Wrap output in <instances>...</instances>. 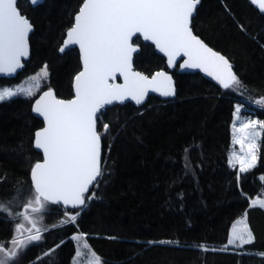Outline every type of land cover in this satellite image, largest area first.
Returning <instances> with one entry per match:
<instances>
[{"label":"trees","instance_id":"1","mask_svg":"<svg viewBox=\"0 0 264 264\" xmlns=\"http://www.w3.org/2000/svg\"><path fill=\"white\" fill-rule=\"evenodd\" d=\"M82 1L18 0L34 27L30 57L16 77H0V83L20 81L46 65L41 89L71 97L79 52L59 47ZM192 28L234 63L240 83L221 88L198 72L174 70V97L150 95L142 105L103 108L96 123L104 167L84 195L86 205L71 209L75 221L62 217L60 205L43 197L46 206L35 202L30 170L42 158L33 147L34 130L42 125L31 110L35 95L0 101V249L24 233L23 218L41 237L19 248L9 264H73L77 232L102 264H264V208L249 204L255 196L264 199V132L254 167L239 172L228 162L235 102L264 120V13L248 0H200ZM134 42L140 44L137 69L150 74L166 66L152 44L140 37ZM34 204L45 208L38 219L25 214ZM242 214L252 242L223 246Z\"/></svg>","mask_w":264,"mask_h":264},{"label":"snow or ice","instance_id":"2","mask_svg":"<svg viewBox=\"0 0 264 264\" xmlns=\"http://www.w3.org/2000/svg\"><path fill=\"white\" fill-rule=\"evenodd\" d=\"M16 2L0 0V73L15 72L22 66L20 58L28 55L27 37L32 25L20 15ZM32 3H37V0H32ZM198 3L199 0H84L65 40V46L79 44L84 62V71L76 77V98L67 102L53 99L51 103H42V97L33 109L44 117L47 125L36 132V147L44 153V162L37 163L32 169L37 204H40V197L52 203L85 204L84 193L88 191V186L102 175L100 134L96 130V120L98 111L105 104L123 100L125 96H131L140 103L149 85L163 96L174 95L171 77L166 74L157 73L148 80L139 73L131 72L132 54L137 49L129 41L135 33L143 34L144 39L153 41L161 52L166 53L170 66L176 55L183 52L189 59L181 67L203 68L224 88L240 83L228 61L192 34L190 18ZM252 3L264 11V0H252ZM116 72L124 75L125 85L108 84V78ZM37 76H47V66ZM158 77H162V81H158ZM17 93L32 94L24 88L15 91L3 88L0 89V101ZM45 97H52V93H45ZM239 112L238 106L236 113ZM257 123L264 128V122L250 121L237 131L244 132ZM108 127L105 124L104 130L107 131ZM236 142L243 143L242 140ZM255 151L253 140L249 144L251 160L246 162L243 157L238 158L241 172L255 166ZM93 197L94 194L87 199ZM256 205L264 207V200H253L251 206ZM3 208L4 205L0 204V209ZM75 219L76 216L69 217L70 221ZM237 223L243 227L234 225L228 244H235L237 240L241 245L251 243L253 237L246 217ZM21 227L18 225V230ZM244 233L248 235L247 240ZM40 238L37 234L24 241L14 240L13 243L16 248L23 249L28 240ZM5 255L12 259L18 253L14 248ZM0 264H5V261L0 260Z\"/></svg>","mask_w":264,"mask_h":264},{"label":"rangeland","instance_id":"3","mask_svg":"<svg viewBox=\"0 0 264 264\" xmlns=\"http://www.w3.org/2000/svg\"><path fill=\"white\" fill-rule=\"evenodd\" d=\"M45 66L46 65L42 66L35 73L22 78L20 81L14 82V83L9 84V85L0 83V89L11 88L15 91L17 88H24V89L30 90L32 94L26 95L24 93H17V95L24 96V97H31L33 95L36 96V94H38L42 90L41 86L45 82V79L47 77V76H37V74L40 73L41 70ZM32 77H37V78L31 79ZM17 95H15V96H17ZM238 106L240 108V112L237 114L236 109ZM250 121L264 122L263 119H261V118L257 117V115H255V110L252 107H250L247 104L242 103V102H235L234 110H233V118H232V122H231V145H230L229 152H228V162L232 167L237 168V170L239 172H241L240 171L241 163H240V159H238V158L243 157L246 162H249L251 160V156L249 155V144H251L253 142V140L256 144L255 156H256V161H257L260 141H261V138H262L263 132H264V128H261L259 123H257V125L253 128H248L244 132L237 131V129L241 128V125L247 124ZM245 137H247V138H245ZM237 140H242L243 143H237L236 142ZM230 161H231V163H230ZM103 167H104V163H103V158H102L101 170H103ZM256 199L264 200L260 196H255L253 198V200H256ZM42 201L43 200L40 201V206H46L45 205L46 203L42 202ZM35 205H37V204H34L31 208H34ZM43 211H45V208L42 207L38 211H33V209H32V210L26 212L25 214H26V216H28L30 218L38 219L41 216V214L43 213ZM61 212H62V217H64V219L67 221H70L69 217L77 215V211L73 212V210L71 211V210H65L64 209V210H61ZM245 217H246V215L242 214L238 218V220L233 224V227L235 225L238 228H242L243 225L238 224L237 222L241 221ZM21 222H22V224H25L27 226L26 228L24 227L25 225L23 226L24 227L23 228L24 233L20 232V235L15 236L11 240L10 245L6 249L0 251V260H4L5 264H9L10 260H11V259H8V257H6L5 253L11 251L14 248L16 249L17 252L19 250V248H16V245L13 243L14 240H22V241L27 240L28 237L33 236V235H37V233L39 231L38 229H36L34 227H29L26 223L27 222L26 218H23ZM246 223H247V221H246ZM247 226H248V224H247ZM248 230L250 231L249 226H248ZM232 231H233V228H232ZM232 231H231V233H232ZM251 234H252V232H251ZM230 236L231 235H229V231H228V240H229ZM77 237H79V238L77 239ZM72 238L75 241V253H74V256L72 259L73 264H97V258H99V264H102L101 257L99 255H97L91 249V247L89 246V244L86 240V237L83 233H80V232L74 233L72 235ZM244 239L245 240L248 239L247 233H244ZM228 240H227V243L225 244V247L242 248L244 246V244L243 245L240 244L239 240H237L235 244L230 245V244H228ZM29 242H31V241L28 240L27 243L25 244V246L28 245Z\"/></svg>","mask_w":264,"mask_h":264},{"label":"water","instance_id":"4","mask_svg":"<svg viewBox=\"0 0 264 264\" xmlns=\"http://www.w3.org/2000/svg\"><path fill=\"white\" fill-rule=\"evenodd\" d=\"M18 1V0H17ZM30 2L31 5H35L39 2H42L43 0H37V3H32V0H28ZM257 10H259L260 12L264 13V11H262L258 5L256 4H253L252 3V0H248ZM84 0L82 1V4H83ZM81 4V6H82ZM200 4V0H199V3L196 5V8L194 10V13L193 15L191 16L190 18V28H191V31H192V34L197 37L200 41L203 42V44H205L208 48H210L213 52L215 53H218L219 55L223 56L229 63V65L231 66V70L233 72V74H235V70H234V63L226 56L224 55L222 52L216 50L215 48H213L211 45H209L205 40H203L199 35H197L193 28H192V18L196 12V9L198 7V5ZM80 6V7H81ZM16 7L20 13V15L24 16L25 18L28 19V21L30 22V24L32 25L31 27V30L29 31L28 33V37H27V41H28V55L26 57L22 56L20 58V63H21V67L17 68L15 72L13 73H0V77H6V78H13V77H16L18 75V73L22 70V68L25 66V62L29 59L30 57V41H29V36H30V33L33 31V24L31 23L30 19L27 17L26 14L22 13L20 8L17 6V2H16ZM79 10L80 8L78 9V11L75 13L74 15V21L72 23V25L66 30V34H65V37L59 47V52H63L64 50H66L67 48H70V47H76L78 49V52H79V59H80V70L75 74L74 78H73V82H72V89H73V95L71 97H68V98H63V97H59L55 90L52 88V87H49V88H44L42 89L38 94H36V96L34 97V99L32 100V103H31V110H32V113L37 116L39 119H41L42 121V125L39 126L38 128H36L34 130V135H33V147L39 151L42 155V158L38 161H36L31 170H30V180L32 182V185L34 187V189L36 190V187H35V184H34V181H33V176H32V169L33 167L37 164V163H43L44 162V153H43V150L42 149H39L36 147V132L45 128L47 125H46V121L44 120V117L42 115H40L39 113L35 112L33 109L34 107L36 106L37 104V101H40L42 97H44V101L42 103H51L53 99L55 100H59V101H71V100H74L76 98V77L84 71V62H83V59H82V52H81V49H80V46L79 44H69L67 46H65V40L68 39V32L69 30L74 26L75 24V17L77 16V14L79 13ZM136 37H140L141 41L142 42H146V43H150L154 46V49L156 50V52H158L160 55H162L164 58H165V67L164 68H160V69H157V70H154L152 73L150 74H147L139 69H137L134 64H133V60H134V56L136 53H138L140 51V44L139 43H136L134 42V38ZM130 44H132L133 47H135L137 50L135 52H133L132 54V60H131V72L132 73H139L141 74L142 76L144 77H147L148 80H151L154 76H156L157 73H164L166 74V76L168 77H171V86L172 88L174 89V95H171V96H163L160 94V92H157V91H154L153 90V86L149 85L147 86V91L145 92L144 94V99L140 102V103H137L136 100L132 99L131 96H125V98L123 100H113L111 103L109 104H105L97 113V115L101 112V110L105 107H109V106H112V105H115V104H118V103H126V102H131L133 103L134 105H142L144 104L148 97L150 95H155V96H158L159 98L161 99H168V98H172L175 96L176 94V84H175V78L173 76V71L176 70L177 72H198L200 73L201 75H203L205 78L209 79L210 81L214 82L215 84H217L218 86H220L221 88H224L217 79H215L213 76L209 75L208 72L204 71L203 68H190V67H181V65L184 64V62L186 60L189 59V57L187 55H185L183 52H180L178 55H176L175 59L173 60L171 66L169 65V58H168V55L164 52H161L155 45V43L151 40H146L144 39V36L143 34H140V33H135L132 38L130 39L129 41ZM64 49L63 51H61V49ZM211 70V69H210ZM162 77H158L157 80L158 81H162ZM108 84L109 85H120V86H123L125 85V77L124 75H122L121 73L119 72H116L113 76H110L108 78ZM48 92H51L52 93V97H45V93H48ZM96 130L98 132V127H97V123H96ZM99 133V132H98ZM102 158H103V143H102V139L100 137V166L102 165ZM98 178L93 181L92 184H90L88 186V191L84 193L87 194L91 191V189L93 188V186L96 184V182L98 181ZM254 198V197H253ZM253 198L250 199L249 201V204H252V201H253ZM51 202V201H49ZM52 203V202H51ZM53 204H57V205H60L64 208H68V209H76V208H81V207H84L86 205V199H85V204L84 205H65L62 201L59 202V203H53ZM225 246V245H223Z\"/></svg>","mask_w":264,"mask_h":264}]
</instances>
